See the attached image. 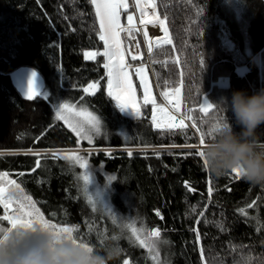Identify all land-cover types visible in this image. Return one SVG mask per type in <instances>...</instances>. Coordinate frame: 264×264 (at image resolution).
<instances>
[{
	"label": "trees",
	"instance_id": "obj_1",
	"mask_svg": "<svg viewBox=\"0 0 264 264\" xmlns=\"http://www.w3.org/2000/svg\"><path fill=\"white\" fill-rule=\"evenodd\" d=\"M155 3L172 41L149 54L155 86L163 92L181 88L184 113L192 109L205 133L225 119L235 125L232 112L224 108L232 94L264 90L254 59L264 48V0H238L237 8L223 0ZM99 31L90 0H0V172H8L47 218L55 212L53 222L79 225V235L96 251L119 248V258L109 264H160L115 219L117 214L135 218L149 232L161 230V237L154 238L167 241L162 264H264V185H252L234 173L217 177L195 155L197 149L173 147L198 144L199 134L190 127L188 138L157 129L151 104L142 103L139 118L121 111L107 94ZM86 51L96 52V58L86 60ZM24 67L42 77L47 99L41 95L29 101L17 89L12 74ZM97 81L94 96L83 93ZM205 99L216 105L207 114L200 111ZM65 101L101 118V133L93 132L91 144L56 119L54 106ZM258 131L264 133V126ZM29 149L42 155L29 154ZM75 149L108 187L113 214L100 207L93 212L82 169L68 151ZM36 159L41 168L33 172ZM107 176L116 179L109 182Z\"/></svg>",
	"mask_w": 264,
	"mask_h": 264
},
{
	"label": "snow or ice",
	"instance_id": "obj_2",
	"mask_svg": "<svg viewBox=\"0 0 264 264\" xmlns=\"http://www.w3.org/2000/svg\"><path fill=\"white\" fill-rule=\"evenodd\" d=\"M92 5H95V15L99 19V39L104 42V51L100 53L103 57L106 58V62L103 67L107 69V94L111 97L117 105L120 107L121 111L131 109L134 112V116L139 118L141 117L140 107L137 105L136 91L133 87V81L129 74V68L131 65L126 64L125 62V52L121 47V37L120 32L124 31L131 36L133 28L135 25L132 24L133 16L128 15L127 19L131 27L122 28L120 24V9L127 11L128 0H90ZM147 3L151 4L153 9L156 8L155 0H147ZM136 4L140 7L141 10V23H153L152 20L145 21L143 19L145 12L141 0H136ZM159 23L163 26L164 21L159 20ZM163 32L165 34L163 43L171 44L172 41L168 37V28L163 27ZM143 36L148 38L147 31L143 32ZM134 40L135 37H132ZM137 51H139V43L137 42ZM148 51L152 52V44L148 42ZM97 53L92 51L84 52V58L86 60L96 58ZM132 60H137L138 55L133 54L131 56ZM204 61L201 60V64ZM145 65L141 64L135 68V74L139 77L140 85L143 88V103L145 105L151 104L153 106L152 112V121L155 124L157 129H163L172 134H183L188 138V129L189 127L194 130V134L198 135V144L196 143H187L184 145H173V147H187L197 149L195 155L200 158L204 157V153L201 150L202 146L206 143V135L210 137L215 131L221 130L222 125H226L227 120L218 121L216 124L211 126L207 133L202 131L201 127L198 126L197 120L191 115L192 109H189L188 113L184 115L177 116L176 113H180V104H181V89L179 87L174 89V92L171 95L176 97L175 103L176 107L174 110H169L165 104H157L156 97L152 95V89L149 84L148 74L145 71ZM99 89V81L93 82L87 85L82 89L83 93L89 95H95L96 91ZM163 96L165 101L169 100L170 92L164 91L160 93ZM25 98L29 101H34L40 98L41 92L37 84V74L35 72L31 73V78L28 82L27 91L24 94ZM45 99L48 97L45 96ZM81 104L85 103V97L82 95L80 98ZM216 107L213 103H208L205 99V103L201 105L200 111L207 114L209 110ZM157 114H160V119H157ZM56 119L63 121L64 124L68 125L77 136H83L91 144L93 137L90 133H95L99 135L101 133V118L97 115H94L93 112L88 111L84 107L78 109L75 103H69L67 101L60 104L55 110ZM191 121V124L188 125L185 121ZM37 141L41 137L36 138ZM29 154L34 156H41L42 153L39 151H34L32 149L28 150ZM129 156L132 153H128ZM4 153L0 152V157H3ZM65 159H71L65 157ZM77 161H82L80 166L86 170V174L83 179L87 186L91 183V177L89 174V165L86 160H83L82 157H75ZM203 164L207 167V161L203 158ZM41 168V160L36 159L35 167L32 169L34 172L36 169ZM231 173L235 174V178H241L239 171H233ZM10 174L8 172H0V181H4V178L8 177ZM18 176L22 177L25 173H18ZM109 182L116 179L115 176H107ZM187 183V182H185ZM8 186H14L15 189L21 190V185L17 183L16 180H8ZM89 190V187L86 188V191ZM195 191V189H191ZM230 190V189H229ZM9 188L5 186L4 183H0V208L3 209V214H0V243L8 241L10 238L13 241V244H18L23 241V239L28 236L30 232H36L40 228H52L55 229L58 233H71L75 242L83 244L85 246H91L88 242H85L83 236L79 235L80 226L71 225V226H61L58 223H54L53 219L57 216V213H51L50 218H45V214L37 207V201L33 200L31 196H26L24 199L27 203H21L19 200L14 199L12 196L8 195ZM213 189L209 187L208 194L211 196ZM96 200L99 202H104L99 194L96 196ZM91 203V201H90ZM15 205V207H14ZM106 211L111 215L113 214L112 208L104 203ZM253 205L249 204L248 208H252ZM93 212H95V206L93 207ZM195 212V207L192 209ZM241 213H244L243 208L238 210ZM159 215V213H157ZM163 219V217H160ZM7 222V226H5ZM192 231L197 233L196 239L199 241L200 236L197 229H192ZM131 232L135 236V239L139 242L141 248H147L149 252H153L158 247L157 240L142 239L140 235L137 234L138 229L136 227H131ZM151 237L159 238L161 237V230L156 228L150 232ZM119 237L113 236V239H118ZM101 243L103 239L101 238ZM167 243V241H164ZM121 251L119 248H117ZM201 258L203 259L204 249H200ZM155 259V256L153 257ZM123 264H129L128 260H125Z\"/></svg>",
	"mask_w": 264,
	"mask_h": 264
},
{
	"label": "clouds",
	"instance_id": "obj_3",
	"mask_svg": "<svg viewBox=\"0 0 264 264\" xmlns=\"http://www.w3.org/2000/svg\"><path fill=\"white\" fill-rule=\"evenodd\" d=\"M224 108L232 112L235 125L228 122L207 137L201 150L208 170L217 177L238 170L246 182L264 185V133L258 131L264 126V90L252 95L236 91ZM119 256L117 248L101 253L52 228L30 232L18 244L11 238L0 243V264H109Z\"/></svg>",
	"mask_w": 264,
	"mask_h": 264
},
{
	"label": "rangeland",
	"instance_id": "obj_4",
	"mask_svg": "<svg viewBox=\"0 0 264 264\" xmlns=\"http://www.w3.org/2000/svg\"><path fill=\"white\" fill-rule=\"evenodd\" d=\"M223 1L226 4H228V6L231 7V8H233V7L234 8H237L238 7V5H237L238 4V0H223ZM141 3L143 4L144 12H145V15H144L143 19L145 21L152 20L153 23H144V24H142L141 23V10H140V7L138 8V6L136 4V0H128V8H127V11H125L124 9H120V24H121V27L122 28H127L126 25L127 24L130 25L129 22H128L127 17H128V15H132L133 16L132 24L135 25V27L133 28V31L131 33V36L128 33L124 32V31H121L120 32L121 47H122V49L125 52V58H126V52L127 53H130L129 52L130 49L133 50V51H135L136 53L138 52V55H140V58H142L143 56H145L147 58L146 61L143 62L145 64V66H146L145 67V71L148 74L149 84H150V87L152 89V95L156 97V100H157V102L159 104L160 103V97H159V94H158L157 91H159V93H162L163 91L158 90V88L155 86V83L153 81L151 65H149L150 63H148V62H150L149 61V54L151 53V52L148 51V42H151V44H152V50L154 48L160 46V45L165 44V43H163L164 36H165V34L163 32V27L166 26V24H165V21L162 18H160V16L158 15V13L156 11V8L153 9L151 7V4L147 3V0H141ZM134 4H135V8L136 9L132 8V5H134ZM134 10L137 11L136 16H135V14H133ZM122 17H124L125 19L124 18L122 19ZM159 20H163L164 21L163 26L159 23ZM135 29H137V30H135ZM144 31H147V33H148L147 40L143 36V32ZM225 34L226 35L224 37V40L228 44V42H227L228 33L225 32ZM132 37H135V39L133 40ZM168 37L170 38L169 33H168ZM137 42L139 43V51H137V47H136ZM229 43H230L229 45L232 47L233 44H231V42H229ZM254 59L260 65L261 71H262L263 76H264V48L259 52V54H257L255 56ZM134 69L135 68H133V70ZM133 70L132 71H129V74H130L131 79L133 81V87H134V89L136 91V99H137V105H138V103H139V101H138L139 91H140L139 97L141 98L140 101L143 103V88L140 85V82L139 83L137 82L138 83V87L135 86L134 79L137 77V79L139 81V77L135 74V71H133ZM220 82L222 84H227V79H221ZM37 84H38V87L40 89L41 95L46 96L47 93H46V91L43 88V83H38L37 82ZM26 90H27V87H26ZM165 91L170 92L169 100L167 102H169L171 100H174V101L176 100V97L174 95H171V93L174 92V89L167 88ZM162 98H163V96H162ZM62 103L63 102H60V103L55 104V106H54L55 107V110ZM180 105L182 106V90H181V104ZM79 108L80 107H78V109ZM129 111H132L133 112V110H131V109ZM150 118H151V121H152V113H150ZM160 118H161L160 117V114H157V119H160ZM189 123L191 124V121H189ZM90 135H92V137L94 139V136H93L94 134L93 133H90ZM78 137L81 140H87L83 136H78ZM99 149L100 148H98V149H87V150H99ZM68 151H71L72 152L70 155L73 156V159L75 157H82L83 160H86L87 161V159L84 158L80 154V152H79V151H81L80 149L68 150ZM74 161L79 166H80V164L82 162V161H77L75 159H74ZM87 163H88L89 168H90L89 174H90V177H91V183L89 184V186L86 185V183H85V181L83 179L84 175L86 174V170L83 169V168H81L82 170H81V173H80L81 181H82L83 188H84V192H85V195H86L87 199L89 200V202L91 201L92 206L93 207L95 206V208L100 207L102 209H105L104 203H107L112 208V206H111V204L109 202L108 187L105 185V183L103 181H101L98 178V176L94 172L95 170L92 168V166H90V164H89L88 161H87ZM8 180H14V179L9 175L8 177L4 178V181H0V183H4L5 186L9 188V191H8L7 194L10 195V196H12L16 200H19L21 203H27V201L24 198L26 196H30V195L26 194L23 190L21 191V190L15 189L14 186H8L7 185V181ZM87 187H89V190L88 191H86V188ZM97 194H99L100 198L104 202H99V201L96 200V197L95 196ZM14 207H15V205H14ZM37 207H39L38 204H37ZM112 210H113V208H112ZM45 218H47V217L45 216ZM115 219L117 221L119 220L118 221L119 223H121V224L123 223V225L126 228H128L130 236H132L134 239H135V236L131 232V227H136L138 229L137 234L140 235V237L142 239H147V240H149V242L151 240H155L154 237H151L150 236V232L144 227V225H141V226L136 225V221L137 220L135 218H132V217H128L127 218V216L125 217L123 215L117 214V216H115ZM54 223H56V222H54ZM60 225L61 226H71L70 224H60ZM5 226H7V222H5ZM165 244L166 243H164V241H158V247H157V249L155 251H153V252H149L148 251L150 253L151 257H154L155 256V260H157L160 264H162L163 261H164V258H162V256L164 257Z\"/></svg>",
	"mask_w": 264,
	"mask_h": 264
},
{
	"label": "water",
	"instance_id": "obj_5",
	"mask_svg": "<svg viewBox=\"0 0 264 264\" xmlns=\"http://www.w3.org/2000/svg\"><path fill=\"white\" fill-rule=\"evenodd\" d=\"M32 72H35L37 74V82L43 83V79L39 75V73L28 67L20 68L12 74L13 82L23 96L27 91L26 87L28 88V82L31 78Z\"/></svg>",
	"mask_w": 264,
	"mask_h": 264
},
{
	"label": "crops",
	"instance_id": "obj_6",
	"mask_svg": "<svg viewBox=\"0 0 264 264\" xmlns=\"http://www.w3.org/2000/svg\"><path fill=\"white\" fill-rule=\"evenodd\" d=\"M139 8V7H138ZM136 13H137V11H135L134 10V12H133V14H135V16H136ZM124 17H122V19H123ZM125 19V18H124ZM126 27L127 28H129V27H131V25H126ZM135 30H137V29H135ZM130 53H127L126 52V58H125V62H126V64L128 63V64H134L135 66L134 67H131V68H129V71H132L133 70V68H136V67H138V66H140L141 64H144L143 62H139V61H136V60H132L131 59V56L133 55V54H136V55H138V52L136 53L135 51H133V50H131L130 49V51H129ZM138 58H140V55H138ZM130 59V60H129ZM145 65V64H144ZM133 71H135V69L133 70ZM137 82L139 83V81H138V79H137V77L134 79V84H135V86H137ZM137 89V88H136ZM140 97H139V94H138V101H139V103H138V106L140 107V109H141V105H142V102L140 101ZM157 104H158V102H157ZM152 109H153V106L151 105V113H152V115H153V112H152ZM130 110V109H129Z\"/></svg>",
	"mask_w": 264,
	"mask_h": 264
},
{
	"label": "built area",
	"instance_id": "obj_7",
	"mask_svg": "<svg viewBox=\"0 0 264 264\" xmlns=\"http://www.w3.org/2000/svg\"><path fill=\"white\" fill-rule=\"evenodd\" d=\"M132 8L136 9V8H135V4L132 5ZM148 63H150V62H148ZM127 64H128V63H127ZM128 65H131V64H128ZM149 65H150V64H149ZM134 66H135L134 64L131 65V67H134ZM131 67H130V68H131ZM157 92H158L159 97H160V103H159V104H162V103H163V104H165V105L169 108L170 111H171V110H174L175 107H176V103H175V101H174V100H171V101L167 102V101H165V100L162 98V96L160 95L159 91H157ZM176 115H177L178 117L181 116V115H184L183 108H182L181 105H180V113H176ZM185 123L188 124V125H190V123H189L188 120H186Z\"/></svg>",
	"mask_w": 264,
	"mask_h": 264
},
{
	"label": "bare ground",
	"instance_id": "obj_8",
	"mask_svg": "<svg viewBox=\"0 0 264 264\" xmlns=\"http://www.w3.org/2000/svg\"><path fill=\"white\" fill-rule=\"evenodd\" d=\"M131 40V39H130Z\"/></svg>",
	"mask_w": 264,
	"mask_h": 264
}]
</instances>
